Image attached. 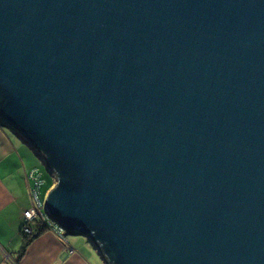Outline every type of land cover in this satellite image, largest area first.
I'll return each mask as SVG.
<instances>
[{"label": "water", "instance_id": "95a60500", "mask_svg": "<svg viewBox=\"0 0 264 264\" xmlns=\"http://www.w3.org/2000/svg\"><path fill=\"white\" fill-rule=\"evenodd\" d=\"M0 122L108 264H264V0H0Z\"/></svg>", "mask_w": 264, "mask_h": 264}, {"label": "crops", "instance_id": "0c3cea01", "mask_svg": "<svg viewBox=\"0 0 264 264\" xmlns=\"http://www.w3.org/2000/svg\"><path fill=\"white\" fill-rule=\"evenodd\" d=\"M21 140L27 143L0 122V264H13L9 254L16 259L24 240V212L32 206L34 180L28 171L38 165ZM54 230L57 234L48 229L37 237L18 264H108L91 238L69 232L63 236Z\"/></svg>", "mask_w": 264, "mask_h": 264}, {"label": "trees", "instance_id": "16d2710c", "mask_svg": "<svg viewBox=\"0 0 264 264\" xmlns=\"http://www.w3.org/2000/svg\"><path fill=\"white\" fill-rule=\"evenodd\" d=\"M50 172H51V177L50 178H47L45 176V174H43V172L40 170L39 167L37 168V171L35 173V175H37L38 179L41 181V184H40V196H41L42 200L45 198V196L47 194V190L48 189L51 190L53 188V186L56 184V177H55V175H54V173L52 171H50ZM33 186H34V184H33ZM44 216H47L46 219H43L44 221L36 219V220L30 221L29 223H27V221L25 219H23L22 232H23L24 240H23L21 248H20V250H19V252H18V254L16 256V259L15 258H10L11 259L10 261L13 264H18L19 261H20V258L27 251V248L29 247V245L37 237L41 236L44 232H46L48 229H51V230H53L56 233L54 228H55V225L56 224L59 225V223L57 221L53 220L51 217H49L45 212H44ZM25 225H29L31 227V232H26L24 230ZM66 232H67V230H65L63 232V234H61V235L65 236ZM69 232L74 234V235H80V234H77V233H79V230H77V229L69 230ZM58 233L60 234V232H58ZM83 236H85V235H83Z\"/></svg>", "mask_w": 264, "mask_h": 264}, {"label": "built area", "instance_id": "2783aa9c", "mask_svg": "<svg viewBox=\"0 0 264 264\" xmlns=\"http://www.w3.org/2000/svg\"><path fill=\"white\" fill-rule=\"evenodd\" d=\"M36 171L33 170L30 173V177L34 180V186L31 189L32 194V206L29 207L24 212V219L29 223L30 221L36 220L39 216L43 219H46L47 216H44V206H45V198L42 200L40 196V184L41 181L38 179V176L35 175ZM55 227L59 230L60 234L66 230L62 225H55ZM24 230L26 232H31V227L29 225H25ZM9 259L11 256L9 255ZM11 260V259H10Z\"/></svg>", "mask_w": 264, "mask_h": 264}, {"label": "rangeland", "instance_id": "374dc122", "mask_svg": "<svg viewBox=\"0 0 264 264\" xmlns=\"http://www.w3.org/2000/svg\"><path fill=\"white\" fill-rule=\"evenodd\" d=\"M21 141H22V140H21ZM21 143H22V146L25 147L27 150H29V152L31 153V155H33V158H34V160H35V164L38 165V167H39L40 170L43 172V174H45V176H46L47 178H50V177H51V172L49 171L48 166H47V163H46V160H45L43 154L40 152V150H39L36 146L30 145V144H28V143H25V144H24L23 141H22ZM38 167H35V166L32 167V168L28 171L29 174H30L33 170L37 171V168H38ZM55 177H56V176H55ZM49 191H50V189L47 190V194H48ZM47 194H46V195H47ZM37 219L44 221L43 218L40 217V216H39ZM71 238H75V237H71ZM75 239H78V238H75ZM81 239H84L83 241H86L85 238H81ZM8 257H9V255H8ZM99 260H100V259H99ZM9 261H10V260H9ZM10 262H11V261H10ZM11 263H12V262H11ZM102 263H103V262H102ZM102 263H101V261H100V264H102Z\"/></svg>", "mask_w": 264, "mask_h": 264}]
</instances>
